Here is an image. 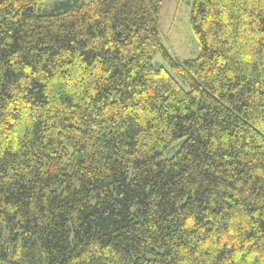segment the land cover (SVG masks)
Returning <instances> with one entry per match:
<instances>
[{
    "label": "trees",
    "instance_id": "1",
    "mask_svg": "<svg viewBox=\"0 0 264 264\" xmlns=\"http://www.w3.org/2000/svg\"><path fill=\"white\" fill-rule=\"evenodd\" d=\"M44 2L0 0V264H264V0L185 62L164 0Z\"/></svg>",
    "mask_w": 264,
    "mask_h": 264
},
{
    "label": "rangeland",
    "instance_id": "2",
    "mask_svg": "<svg viewBox=\"0 0 264 264\" xmlns=\"http://www.w3.org/2000/svg\"><path fill=\"white\" fill-rule=\"evenodd\" d=\"M64 1L68 0H46L40 8L49 10ZM193 3L194 0H164L162 4L161 41L172 57H176L182 62L198 59L201 53L198 40L194 37L190 23ZM153 64L157 67H166L170 71L169 64L166 63L160 54L155 55ZM175 78L180 82L177 76H175ZM180 84L183 86L181 82ZM183 87L187 89L186 86ZM179 147L180 142L174 144L168 152L165 153V158H172Z\"/></svg>",
    "mask_w": 264,
    "mask_h": 264
}]
</instances>
